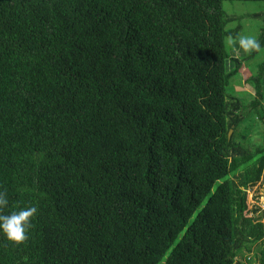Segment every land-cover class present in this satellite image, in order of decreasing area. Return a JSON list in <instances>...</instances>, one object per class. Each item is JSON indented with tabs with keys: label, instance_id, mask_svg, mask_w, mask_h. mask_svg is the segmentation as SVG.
<instances>
[{
	"label": "trees",
	"instance_id": "16d2710c",
	"mask_svg": "<svg viewBox=\"0 0 264 264\" xmlns=\"http://www.w3.org/2000/svg\"><path fill=\"white\" fill-rule=\"evenodd\" d=\"M225 1L0 0V214L38 209L0 264H264V61L227 94Z\"/></svg>",
	"mask_w": 264,
	"mask_h": 264
},
{
	"label": "rangeland",
	"instance_id": "374dc122",
	"mask_svg": "<svg viewBox=\"0 0 264 264\" xmlns=\"http://www.w3.org/2000/svg\"><path fill=\"white\" fill-rule=\"evenodd\" d=\"M224 9L226 16L228 18L227 29L237 28L238 37H231V43L228 41V51L230 57L243 60L240 68V72L236 77L231 79L230 86L227 88V94L231 96H237L243 98L245 104H249L255 97L254 89L251 85L246 82V78L249 75V69H253L258 62L264 61V46L261 47L259 52L255 53V56L249 61L244 60L245 56L248 53H245L239 47V38L241 36H253L256 39L261 35L262 30L264 29V1H225ZM233 62L228 63V68H231ZM228 97V100H231V97ZM264 106V99L262 101ZM257 113L258 111L250 110L244 116L243 125L251 126L253 129L256 128L257 122ZM235 128H232L230 136L233 135ZM259 134V133H258ZM257 134V135H258ZM236 141H240V126L236 129ZM251 140L255 143L260 141L259 137L253 136ZM247 192V201L251 209H256L257 211L253 213L254 217L261 219L264 224V183L262 181L257 182L253 186H250L246 190ZM264 244V237H263ZM258 245H253L251 250L243 249L237 260L240 263H247L249 258L253 259L254 263H257L255 260V251ZM238 264V263H237Z\"/></svg>",
	"mask_w": 264,
	"mask_h": 264
},
{
	"label": "clouds",
	"instance_id": "9594fccd",
	"mask_svg": "<svg viewBox=\"0 0 264 264\" xmlns=\"http://www.w3.org/2000/svg\"><path fill=\"white\" fill-rule=\"evenodd\" d=\"M229 38V43H231ZM239 47L245 53L259 52L260 42L253 36H241ZM8 198L4 192H0V209L8 206ZM37 207L30 206L13 211L9 214H0V234H3L13 243H21L27 239V231L32 223V218L37 214Z\"/></svg>",
	"mask_w": 264,
	"mask_h": 264
},
{
	"label": "water",
	"instance_id": "95a60500",
	"mask_svg": "<svg viewBox=\"0 0 264 264\" xmlns=\"http://www.w3.org/2000/svg\"><path fill=\"white\" fill-rule=\"evenodd\" d=\"M231 131H232V128L229 130V134H228L229 136H230Z\"/></svg>",
	"mask_w": 264,
	"mask_h": 264
}]
</instances>
